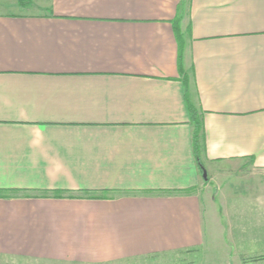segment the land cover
Wrapping results in <instances>:
<instances>
[{
	"label": "crops",
	"instance_id": "crops-1",
	"mask_svg": "<svg viewBox=\"0 0 264 264\" xmlns=\"http://www.w3.org/2000/svg\"><path fill=\"white\" fill-rule=\"evenodd\" d=\"M246 168L264 176V0H0V189L192 190L0 199V254L198 250L197 189ZM259 194L237 209L254 222L246 246L264 252Z\"/></svg>",
	"mask_w": 264,
	"mask_h": 264
},
{
	"label": "rangeland",
	"instance_id": "rangeland-1",
	"mask_svg": "<svg viewBox=\"0 0 264 264\" xmlns=\"http://www.w3.org/2000/svg\"><path fill=\"white\" fill-rule=\"evenodd\" d=\"M242 171L230 174L223 182L216 180V185L214 182L210 187L204 189L203 185L197 189L202 199L205 229L204 244L198 250L178 255H150L113 261L83 260L60 254H36L32 258L0 254V264H264V252L251 251L244 242L245 235L251 236L254 222L243 220L237 209L239 197L244 195L247 198L254 194L258 196L259 192L264 195V189L259 190L263 186L264 176L255 175L250 168Z\"/></svg>",
	"mask_w": 264,
	"mask_h": 264
},
{
	"label": "trees",
	"instance_id": "trees-1",
	"mask_svg": "<svg viewBox=\"0 0 264 264\" xmlns=\"http://www.w3.org/2000/svg\"><path fill=\"white\" fill-rule=\"evenodd\" d=\"M189 116L190 122L193 126L192 130V145L194 157L197 163V166L201 173H203L204 168L200 161V149H201V133H202V121L199 116H197L195 110L192 106H189ZM192 193L191 189L182 190V191H90V190H81L79 192L72 191H38L35 194L27 190H17L9 189L2 190L0 189V199H11V198H57V199H93V200H108L116 199L123 195H158V196H172L178 194L189 195ZM264 259V257H262Z\"/></svg>",
	"mask_w": 264,
	"mask_h": 264
},
{
	"label": "water",
	"instance_id": "water-1",
	"mask_svg": "<svg viewBox=\"0 0 264 264\" xmlns=\"http://www.w3.org/2000/svg\"><path fill=\"white\" fill-rule=\"evenodd\" d=\"M202 176H203L204 179L206 178L205 171H203Z\"/></svg>",
	"mask_w": 264,
	"mask_h": 264
}]
</instances>
